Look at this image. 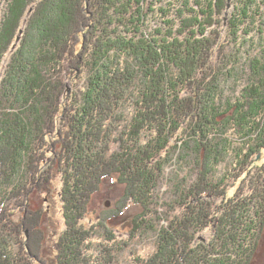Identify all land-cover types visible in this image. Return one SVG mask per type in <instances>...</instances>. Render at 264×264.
Here are the masks:
<instances>
[{"label": "trees", "instance_id": "obj_1", "mask_svg": "<svg viewBox=\"0 0 264 264\" xmlns=\"http://www.w3.org/2000/svg\"><path fill=\"white\" fill-rule=\"evenodd\" d=\"M155 6L6 0L0 264L252 263L264 232V25L253 44L248 5L230 13L225 0H171L151 32ZM263 11L261 0L255 16ZM225 14L223 36L212 27ZM223 41L236 55L209 73ZM171 163L186 174L170 179L167 199ZM55 180L63 229L46 259L29 200ZM106 181L122 195L110 215L88 221ZM133 206L121 240L117 221ZM146 241L153 251L142 255L135 249Z\"/></svg>", "mask_w": 264, "mask_h": 264}, {"label": "rangeland", "instance_id": "obj_2", "mask_svg": "<svg viewBox=\"0 0 264 264\" xmlns=\"http://www.w3.org/2000/svg\"><path fill=\"white\" fill-rule=\"evenodd\" d=\"M170 1L171 0H153V4L156 5L154 7V10L155 11L159 10V13L149 14V17L146 22V26L144 28L152 32L156 29H159L160 27H163L161 22H164L166 18L163 19L164 15H163L162 10L163 9L166 10L167 4H169ZM225 2H226V5H229L228 11L230 13L234 12V10L239 11V9H242L244 7V4L248 5L249 8L252 9L251 12L248 13L249 18L246 19L244 22L243 30H247L246 34L248 35L245 36V38L249 39L250 42L255 44L258 38L257 40H255L254 39L255 36L253 35V33L254 31H256L257 28H262L261 25H264V11L262 12V16H255L256 6L259 5L261 0H225ZM5 7H6V0H0L1 19H2L3 13L5 12ZM215 19L216 18L213 17L214 21ZM229 19H230V16H228V14H225V16H223V19L221 18L219 20L220 24L219 25L215 24V26L212 27V30H217L218 32L221 33V35H223L225 32H227L226 31L227 22ZM223 36H225V34ZM236 48L237 46L233 47L232 45L226 44V42L223 41V43L219 45L217 48L218 54L216 57L213 58V63H212L213 68L211 71H209V73L212 72L214 74L219 68V66H221L222 62L227 63L229 59H232L231 56L236 55L235 54ZM221 50H223V52ZM224 57H226V59H224ZM236 63H237L235 64L236 68H239L240 65L242 66V60H237ZM225 84L228 88L232 87L231 81H228ZM259 159H260L259 164L264 166V151L262 152L261 158L260 157L257 158V160ZM181 170L182 171H180L178 166H175L174 163H171L169 166L166 167L165 178L169 179V181L167 183L164 182L165 186H163V188L161 189V194H163V198L167 197L168 199L170 195L172 194L173 188H169V187L170 185H172L171 180H173V177L175 178L177 176L181 178V177H184V175L186 174L185 169L182 168ZM228 182L229 181H227V183ZM111 183L112 182L110 181L104 182V184L100 187V191L94 197H92L91 202L89 204V210L87 213L88 221L94 222L95 217H97L98 215L99 216L100 215H110L111 212L114 211L115 204L122 195V190L118 188L116 185L111 184ZM59 188H60V184L57 180H55V182H53V184L50 187L43 188V190H41L40 193H35L33 196L30 197V200H29L30 211L41 213L40 214L41 219L39 221V226L35 228L41 230L43 234L44 238L41 241V244H42L41 254L46 259H51L53 257V244L55 243L56 239L59 236V233L63 229L62 219H61L62 205L60 204V201L58 198ZM126 210L122 214L124 215L123 218H120L117 221V225H116V228L118 230L117 235H118V238L121 240H126V233H127V227H128L129 220L135 214L138 213L137 209L134 206L129 207ZM19 215H22V213H20ZM27 215H30V214H27ZM32 233H33V237L37 240L39 238L38 232L33 230ZM131 244L136 247L137 242L134 241ZM153 247L154 246H153L152 241H146L142 245H140L138 249H135V250L142 255H147V254L152 253ZM47 261H50V260H47ZM251 264H264V232L259 242V246L253 256Z\"/></svg>", "mask_w": 264, "mask_h": 264}, {"label": "water", "instance_id": "obj_3", "mask_svg": "<svg viewBox=\"0 0 264 264\" xmlns=\"http://www.w3.org/2000/svg\"><path fill=\"white\" fill-rule=\"evenodd\" d=\"M21 33V32H20ZM26 235L28 234L27 232L25 233Z\"/></svg>", "mask_w": 264, "mask_h": 264}]
</instances>
